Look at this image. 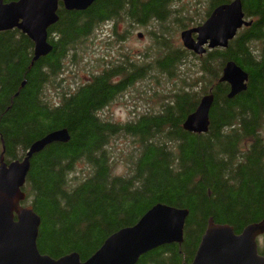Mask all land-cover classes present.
<instances>
[{"label":"trees","instance_id":"trees-1","mask_svg":"<svg viewBox=\"0 0 264 264\" xmlns=\"http://www.w3.org/2000/svg\"><path fill=\"white\" fill-rule=\"evenodd\" d=\"M175 1L96 0L83 12L67 11L60 3L59 21L49 29L53 51L37 62L28 36L17 29L0 32V155L2 141L11 163L24 159L31 145L51 132L70 134L69 142L53 143L34 156L24 187L22 204L32 205L41 218L37 243L43 255L58 260L78 253L86 261L110 235L135 226L158 203L189 210L184 242L155 249L138 264H190L210 218L234 227L236 234L264 220V0H242L253 25L227 49L204 57L185 50L178 34L231 0H207L205 14ZM110 22L115 29L128 25L127 35L135 26H153V49L163 54L151 61L139 57L145 65L142 71L135 67L140 73L185 77V86L175 89L160 110L136 123L121 125L100 114L127 91L132 70L104 66L78 89L60 86L54 98L44 97L48 85L63 76L67 57L83 63L87 41ZM227 61L237 62L250 77L248 89L234 99L228 98L230 86L219 83ZM120 75L123 80L117 82ZM206 94L214 96L209 132L189 133L183 124ZM119 135L140 146L128 176L113 173L108 145ZM80 163L90 170L72 177ZM78 177L84 180L73 184ZM261 240L264 256V236Z\"/></svg>","mask_w":264,"mask_h":264},{"label":"water","instance_id":"water-1","mask_svg":"<svg viewBox=\"0 0 264 264\" xmlns=\"http://www.w3.org/2000/svg\"><path fill=\"white\" fill-rule=\"evenodd\" d=\"M96 0H19L6 3L0 0V32L18 29L35 44L34 62L53 51L49 42V29L58 23V10L83 12ZM246 20L242 0L216 7L197 27L181 32L185 49L203 56L208 50L227 49L239 30L251 27ZM142 38L143 34H139ZM220 83L230 86L229 99H234L248 89L249 73L235 61L223 68ZM214 96H203L196 111L187 117L184 130L205 134L210 129V112ZM70 134L60 129L44 136L31 145L22 160L5 161L6 146L2 141L0 155V264H138L140 258L164 245L184 242L189 210L158 203L133 227L123 228L110 235L100 249L88 260L82 261L78 253L58 260L43 255L38 248L41 218L32 205L24 206L23 191L35 155L53 143H67ZM264 235V220L248 225L241 234L234 227L216 224L209 219L190 264H264L258 239ZM189 264V263H184Z\"/></svg>","mask_w":264,"mask_h":264},{"label":"rangeland","instance_id":"rangeland-1","mask_svg":"<svg viewBox=\"0 0 264 264\" xmlns=\"http://www.w3.org/2000/svg\"><path fill=\"white\" fill-rule=\"evenodd\" d=\"M196 2L197 8L195 7ZM184 4L192 6L196 10H202L205 14L207 0H176L174 3L176 6ZM127 28L128 25H119L115 29L111 22L100 25L95 30L93 38L86 43L82 55L84 62L74 63L71 61L72 54L67 57L68 59L64 62L63 76L56 79L54 84L52 82L48 85L44 95L45 100L49 101L50 98L55 97L57 87L65 86L70 90H76L87 84L90 82L92 74L98 75L106 66L111 67L114 72L123 71L127 73L132 70V73L128 75L130 86H128L127 91L118 95L100 113L104 118L125 125L131 122L136 123L144 115L160 110L161 103L167 102L171 93L174 95L173 91L175 89H181L185 86V77L182 74L181 77H176V74L164 76L159 71L140 73L145 65L144 62L138 61L139 57L146 56L147 59L150 58L147 61H151L162 55L163 52L159 49L156 52L153 49L154 43L151 33L154 28L152 25L135 26L131 29L130 35H127ZM139 33L143 34L142 38L138 37ZM178 37V43L181 44L180 32ZM258 51V48H256V53ZM82 52V50H79V53ZM123 57L125 58L123 59ZM132 62L133 64H131ZM135 67L141 68V71L135 69ZM153 68L152 65L150 69ZM186 69V64L179 65L180 73H184ZM122 77V75L119 76L120 81ZM131 81L134 82L130 84ZM200 85L202 86V84ZM200 85L196 87V90L199 89ZM55 100L57 103L60 102V99ZM139 148V144H133L130 137L119 135L112 138L108 149L112 154L113 173L115 175L128 176L132 173L138 158ZM76 170L72 177L76 175L82 177L88 173L90 167L85 163H80L77 165ZM79 177L72 183L77 182ZM83 180L84 178L80 179L76 184Z\"/></svg>","mask_w":264,"mask_h":264},{"label":"bare ground","instance_id":"bare-ground-1","mask_svg":"<svg viewBox=\"0 0 264 264\" xmlns=\"http://www.w3.org/2000/svg\"><path fill=\"white\" fill-rule=\"evenodd\" d=\"M34 63V62H33ZM187 122V119H186V121H185V123ZM184 123V124H185ZM184 124H183V126H184ZM185 131H187V130H185ZM187 132H189V133H191L190 131H187ZM133 227V226H132ZM164 246H166V245H164ZM161 247H163V246H161ZM160 248V247H159ZM141 259V258H140ZM140 261V260H139ZM139 263V262H138Z\"/></svg>","mask_w":264,"mask_h":264}]
</instances>
